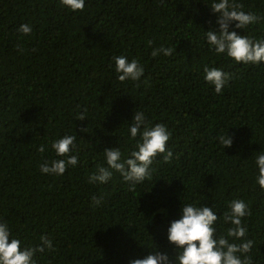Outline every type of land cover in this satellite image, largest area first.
Wrapping results in <instances>:
<instances>
[{
	"label": "trees",
	"instance_id": "trees-1",
	"mask_svg": "<svg viewBox=\"0 0 264 264\" xmlns=\"http://www.w3.org/2000/svg\"><path fill=\"white\" fill-rule=\"evenodd\" d=\"M213 2L85 0L83 11H72L60 0H0V222L22 247L40 244L41 235L52 241L55 251L36 253V264H129L154 250L173 257L167 229L183 204L222 216L233 199L250 207L249 255L264 264L255 165L264 153V62L237 63L207 43L206 31L219 27ZM235 2L262 19L244 29L233 21L229 30L264 39V0ZM21 24L31 34L19 32ZM161 45L173 56L153 57ZM120 55L143 66L140 81L117 79ZM204 65L231 74L221 94L203 79ZM139 111L149 126L171 132L170 162L158 155L151 179L134 189L115 171L107 183H89L107 167L104 149L119 147L122 158L135 150L140 138L129 126ZM81 112L86 119L76 118ZM64 135L76 136L70 154L78 164L60 176L42 173L46 160L65 159L51 147ZM229 226L218 221V234Z\"/></svg>",
	"mask_w": 264,
	"mask_h": 264
},
{
	"label": "clouds",
	"instance_id": "clouds-1",
	"mask_svg": "<svg viewBox=\"0 0 264 264\" xmlns=\"http://www.w3.org/2000/svg\"><path fill=\"white\" fill-rule=\"evenodd\" d=\"M61 4L72 11H83L85 0H60ZM214 13H218L216 31H206V41L217 54H226L228 57L242 64H260L264 62V39H253L250 36L239 35L236 31H230L229 25L235 21V27L244 29L246 26L258 23L262 17L253 12L243 11V4L235 0H214L210 5ZM19 32L29 35L31 27L21 24ZM152 42L149 41V44ZM35 51V49H33ZM163 53L164 56H173V47L154 48L153 57ZM115 71L119 75L117 79L124 81H140L144 74V68L139 61L133 58L129 61L125 55L114 57ZM230 73L217 67L204 65L203 79L214 86V92L221 94L231 80ZM146 83V81H145ZM136 86H139L137 84ZM77 119H86L85 113L77 115ZM86 131V129H81ZM131 138L139 136L127 158H122L119 147L104 149V157L107 167L98 166L94 173L88 176L89 183H107L113 175V171L120 174L124 181L129 183L130 189L146 178L151 179V165L158 155H163L164 162H170L173 155L168 148L171 132L163 123L149 126L142 111L133 115L129 126ZM224 146L231 147L232 139L228 135L217 137ZM76 136L64 135L52 142L51 147L58 157L40 164V171L49 175L60 176L69 166L78 164V156L70 153L76 147ZM41 153L45 146H38ZM255 165L258 168L256 182L264 189V153L255 157ZM92 201L99 204L100 200L93 196ZM251 215L249 205L243 199H233L228 204V210L222 216H218L213 206L195 203H185L182 206V215L179 219L170 222L167 229V239L177 251L173 257L166 252L152 251L144 258L133 259L129 264H254L253 257L249 255L253 247V240L247 239L248 228L243 218ZM230 225L225 234H218L217 223ZM11 232L6 223L0 222V264H36L34 256L45 250L54 252L52 241L41 235L40 244L36 246L22 247V241L11 238ZM231 238V239H230ZM234 241H240L236 243Z\"/></svg>",
	"mask_w": 264,
	"mask_h": 264
}]
</instances>
